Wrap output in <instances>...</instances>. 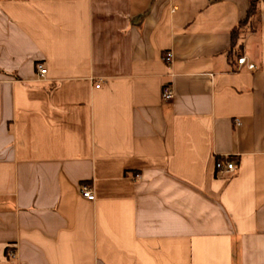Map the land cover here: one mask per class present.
<instances>
[{
    "label": "crops",
    "instance_id": "1",
    "mask_svg": "<svg viewBox=\"0 0 264 264\" xmlns=\"http://www.w3.org/2000/svg\"><path fill=\"white\" fill-rule=\"evenodd\" d=\"M259 2L0 0V264H264Z\"/></svg>",
    "mask_w": 264,
    "mask_h": 264
},
{
    "label": "built area",
    "instance_id": "2",
    "mask_svg": "<svg viewBox=\"0 0 264 264\" xmlns=\"http://www.w3.org/2000/svg\"><path fill=\"white\" fill-rule=\"evenodd\" d=\"M172 59V53L170 51L166 52L163 55V60L166 63H169ZM238 65L240 66H246L250 70L256 69V65L252 62H248L245 60L243 56H240L236 59ZM37 73L39 76H44L46 73V67L42 66L41 64H37ZM99 85H96L98 87ZM161 98L163 100H169L173 97V91L171 89L170 83H163L161 85ZM238 123V121H237ZM215 169L216 172L218 173H232L235 170V164L230 161L228 156H220V158H217L215 160ZM79 193L82 195L84 198H86L88 201H92L95 198V194H93V190L91 186L87 183H81L79 186Z\"/></svg>",
    "mask_w": 264,
    "mask_h": 264
},
{
    "label": "trees",
    "instance_id": "3",
    "mask_svg": "<svg viewBox=\"0 0 264 264\" xmlns=\"http://www.w3.org/2000/svg\"><path fill=\"white\" fill-rule=\"evenodd\" d=\"M248 1V8L244 18L239 20L236 25H234L230 30V44H229V55H234L235 57H239L241 53V43L239 39L244 33L245 29L251 27L254 19L256 18L259 10L260 0H247ZM264 1V0H261ZM237 59V58H236Z\"/></svg>",
    "mask_w": 264,
    "mask_h": 264
}]
</instances>
